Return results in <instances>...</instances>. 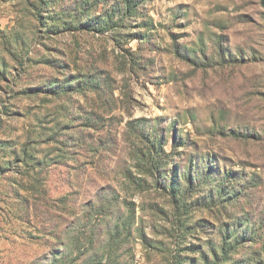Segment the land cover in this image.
<instances>
[{
    "label": "rangeland",
    "instance_id": "374dc122",
    "mask_svg": "<svg viewBox=\"0 0 264 264\" xmlns=\"http://www.w3.org/2000/svg\"><path fill=\"white\" fill-rule=\"evenodd\" d=\"M66 241L264 264V0H0V264Z\"/></svg>",
    "mask_w": 264,
    "mask_h": 264
},
{
    "label": "trees",
    "instance_id": "16d2710c",
    "mask_svg": "<svg viewBox=\"0 0 264 264\" xmlns=\"http://www.w3.org/2000/svg\"><path fill=\"white\" fill-rule=\"evenodd\" d=\"M175 194L176 195L179 194V191L177 190ZM87 225L92 228H90L87 231L88 235H86L85 237L87 239H90V241H92L94 238L98 237V229L96 228L98 227V225L91 222H89ZM81 233L83 234V232ZM63 234L65 235L66 233L64 232ZM57 237L59 238V233L57 234ZM58 240L61 241V239ZM95 242L97 241L95 240ZM61 244L63 245L64 249L58 251L57 253H51L49 257L47 256L48 259L40 264H97L98 263V261H96L97 259L95 258L99 254L98 252H96L95 254H91L90 256H87L85 253L83 255L82 252H79L78 255L76 246L72 247V245H70L68 241H66V243L62 242ZM74 251H76V253Z\"/></svg>",
    "mask_w": 264,
    "mask_h": 264
}]
</instances>
